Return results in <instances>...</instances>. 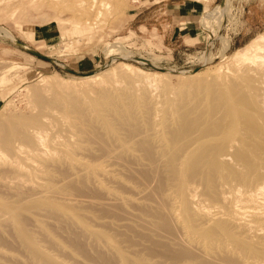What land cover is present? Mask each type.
Masks as SVG:
<instances>
[{
	"label": "bare ground",
	"instance_id": "1",
	"mask_svg": "<svg viewBox=\"0 0 264 264\" xmlns=\"http://www.w3.org/2000/svg\"><path fill=\"white\" fill-rule=\"evenodd\" d=\"M226 64L39 79L0 115V264H264V32Z\"/></svg>",
	"mask_w": 264,
	"mask_h": 264
},
{
	"label": "rangeland",
	"instance_id": "2",
	"mask_svg": "<svg viewBox=\"0 0 264 264\" xmlns=\"http://www.w3.org/2000/svg\"><path fill=\"white\" fill-rule=\"evenodd\" d=\"M163 1L0 0V115L28 112L39 79L66 87L119 62L175 76L224 75L230 55L264 32V0H199L205 10L190 28L195 38L178 36L187 30L172 37Z\"/></svg>",
	"mask_w": 264,
	"mask_h": 264
},
{
	"label": "crops",
	"instance_id": "3",
	"mask_svg": "<svg viewBox=\"0 0 264 264\" xmlns=\"http://www.w3.org/2000/svg\"><path fill=\"white\" fill-rule=\"evenodd\" d=\"M163 5L164 8L168 10L169 16L167 17H169L170 19V28H172L169 29V33H171V35L169 34V36L173 37V32L177 33L187 30L186 34H178V36H183V39L195 38V35L197 33L194 35L190 28L192 25H195L196 17H198L204 12V1L202 2L199 0H195L194 2L193 0H164ZM207 15L204 18L205 23H207Z\"/></svg>",
	"mask_w": 264,
	"mask_h": 264
},
{
	"label": "water",
	"instance_id": "4",
	"mask_svg": "<svg viewBox=\"0 0 264 264\" xmlns=\"http://www.w3.org/2000/svg\"><path fill=\"white\" fill-rule=\"evenodd\" d=\"M38 55V54H37ZM40 56V55H39Z\"/></svg>",
	"mask_w": 264,
	"mask_h": 264
}]
</instances>
